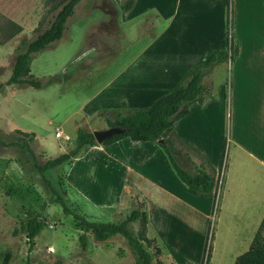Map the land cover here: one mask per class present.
Masks as SVG:
<instances>
[{
  "label": "crops",
  "instance_id": "0c3cea01",
  "mask_svg": "<svg viewBox=\"0 0 264 264\" xmlns=\"http://www.w3.org/2000/svg\"><path fill=\"white\" fill-rule=\"evenodd\" d=\"M103 1L109 14L105 23L115 26L118 37H124L118 24H144L137 38L141 46L109 48L117 53L105 55L99 65L115 69L80 105L82 123L103 110L151 106L209 50L223 48L232 17L238 52L230 96L224 76L229 63L221 64L209 76V98L192 104L188 114L173 124L177 143L192 161L207 160L218 175L229 140L224 179L219 197L191 194L157 143L124 138L107 146H86L67 166V189L115 214L130 204L140 206L147 215V237L167 248L172 260L182 257L180 242L169 240L172 233L200 231L199 256H183L178 263L173 260L176 264H201L215 209L216 229L249 249L264 222V0ZM99 69L100 77L104 68ZM75 127L77 132L81 126L77 122Z\"/></svg>",
  "mask_w": 264,
  "mask_h": 264
},
{
  "label": "rangeland",
  "instance_id": "374dc122",
  "mask_svg": "<svg viewBox=\"0 0 264 264\" xmlns=\"http://www.w3.org/2000/svg\"><path fill=\"white\" fill-rule=\"evenodd\" d=\"M46 1L0 0V84L5 83L11 75L15 48L22 41L32 40L39 30L47 27L48 23L43 22L47 12ZM97 1L82 0L68 20L62 39L33 56L31 74L41 82L56 79L52 85L41 89L15 85L0 89V264H135L134 256L121 236L99 243L89 234L87 250L81 251L78 244L80 231L72 217L65 215L56 204L42 209L44 203L48 204L49 199L55 197L50 187L43 183L42 177L58 188L72 210L93 222L118 223L133 210H142L140 206L135 208L130 204L116 214L112 210L99 209L93 202L67 189L66 165L45 172L44 176L35 168V163L42 164L45 160L56 158L74 146L77 122L80 128L89 132L106 126L98 117L82 123L80 105L95 95L115 69L99 65L105 55L117 53L109 48L119 49L130 44L132 47L141 46V38H137L144 24H118L124 35L118 37L115 26L105 23L109 15L105 14L108 4L99 0L102 3L100 6ZM228 11L230 14V7ZM14 26L22 30L12 36ZM232 27L230 17L227 35L233 37ZM233 62H229L228 70L224 73L229 96L235 75ZM102 67L104 72L99 77V68ZM56 129L63 134L60 139L55 137ZM17 130L33 133L36 139L28 143L16 133ZM175 145L192 157L179 143L175 142ZM228 147L229 140L226 139L224 163L220 174H216L213 192L217 197L221 193ZM183 166L189 172L194 171L185 157ZM29 212L41 213L45 222V228L35 238L32 249L25 234L19 230ZM215 214L216 209L207 230L201 264H234L235 258L248 249L246 244L230 242L226 232L222 234L223 231L216 229ZM129 226L135 236L141 229L139 222ZM172 234L174 237L169 240L180 242L182 257L199 256L200 231L180 230ZM149 239H154V246L161 250L160 255L153 258L154 264H176L174 261L178 263L182 258L179 255L173 261L167 248L164 250L155 238ZM149 251L153 252L151 249Z\"/></svg>",
  "mask_w": 264,
  "mask_h": 264
},
{
  "label": "trees",
  "instance_id": "16d2710c",
  "mask_svg": "<svg viewBox=\"0 0 264 264\" xmlns=\"http://www.w3.org/2000/svg\"><path fill=\"white\" fill-rule=\"evenodd\" d=\"M81 1H46L47 12L43 22L45 20L48 23L47 27L39 30L32 40L22 41L15 48L11 75L5 83L0 84V89L12 85L41 89L52 85L56 81L53 78L45 82L36 80L31 74L32 58L35 54L53 47L62 39L66 24L74 15L75 8ZM14 28L15 32L12 33V36L22 30L18 26H14ZM237 52L238 47L233 37L226 35L222 49L209 50L197 66L190 69L170 92L157 99L151 106L133 110L100 111L97 117L106 123L107 128L120 127L126 130L124 134L113 136L102 145H111L124 138H130L135 142H155L163 149L172 170L186 186L189 193L199 197L211 196L216 187L215 170L207 160L203 159L200 163H196L188 155L182 154V151L175 145L177 141L173 133V124L188 114L189 107L192 104H203L208 99L212 90L209 76L213 69L218 65L232 62L236 58ZM16 133L23 136L28 143H32L35 139L33 133H24L19 130ZM86 146H97V143L91 132L79 128L76 132L74 146L68 152L60 154L56 158L45 160L42 164L35 163V168L40 175L44 176L45 172L49 170L64 165L68 166ZM184 157L194 167L193 172L185 170L183 166ZM42 181L50 187L52 194L55 196L49 199L48 204L44 203L42 209L56 204L62 208L65 215L72 217L75 227L80 231L78 244L81 251L87 250L89 234L99 243L106 242L115 236H121L134 256L135 264H154L153 258L160 255L161 250L159 247L154 246L156 243L154 239H149L146 236L147 215L144 211L135 209L118 223L93 222L72 210L58 188L53 187L48 179L42 177ZM135 222H139L141 227L136 236L129 229V225ZM44 228L45 222L41 213H27L19 230L25 234L30 249L34 245L35 238L40 235ZM263 233L264 222L255 234L249 249L238 256L234 264H264ZM156 264L163 263L156 262Z\"/></svg>",
  "mask_w": 264,
  "mask_h": 264
},
{
  "label": "water",
  "instance_id": "95a60500",
  "mask_svg": "<svg viewBox=\"0 0 264 264\" xmlns=\"http://www.w3.org/2000/svg\"><path fill=\"white\" fill-rule=\"evenodd\" d=\"M126 132L125 129L120 127H110L104 130L93 131V137L97 145H102L106 140L112 138L113 136L122 135Z\"/></svg>",
  "mask_w": 264,
  "mask_h": 264
},
{
  "label": "built area",
  "instance_id": "2783aa9c",
  "mask_svg": "<svg viewBox=\"0 0 264 264\" xmlns=\"http://www.w3.org/2000/svg\"><path fill=\"white\" fill-rule=\"evenodd\" d=\"M55 137H61V132L58 129H56Z\"/></svg>",
  "mask_w": 264,
  "mask_h": 264
}]
</instances>
